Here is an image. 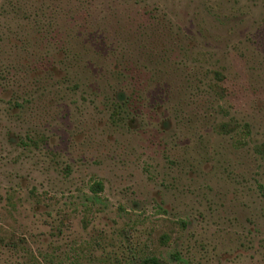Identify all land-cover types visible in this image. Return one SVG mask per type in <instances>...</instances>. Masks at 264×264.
<instances>
[{
  "label": "rangeland",
  "instance_id": "374dc122",
  "mask_svg": "<svg viewBox=\"0 0 264 264\" xmlns=\"http://www.w3.org/2000/svg\"><path fill=\"white\" fill-rule=\"evenodd\" d=\"M0 235L264 264V0H0Z\"/></svg>",
  "mask_w": 264,
  "mask_h": 264
},
{
  "label": "trees",
  "instance_id": "16d2710c",
  "mask_svg": "<svg viewBox=\"0 0 264 264\" xmlns=\"http://www.w3.org/2000/svg\"><path fill=\"white\" fill-rule=\"evenodd\" d=\"M118 100L120 101H125L126 100V95L124 92H120L118 95ZM31 142H34L32 138L29 139ZM104 188L103 182L102 181H95L92 186L91 190L94 192V197H98V193H100ZM4 245L7 248H15L18 245V242H15L14 240L10 239L9 241H6V238L0 235V247ZM34 256V259L31 261L30 264H84L83 263V258L82 257H76L69 262H65L62 258L59 261H55L53 258L52 259H45L43 258H38L37 256ZM110 257L107 258H101L103 259L102 261L105 262V264H171L169 261L161 259L160 257L156 255H136L133 254V252H126L125 255H118L116 257V262L113 263L111 262ZM175 259H181V256L178 254H174Z\"/></svg>",
  "mask_w": 264,
  "mask_h": 264
}]
</instances>
